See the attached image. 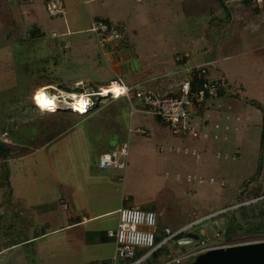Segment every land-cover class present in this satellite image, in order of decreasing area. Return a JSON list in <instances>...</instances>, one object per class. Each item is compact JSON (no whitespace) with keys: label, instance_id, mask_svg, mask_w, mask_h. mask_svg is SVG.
I'll use <instances>...</instances> for the list:
<instances>
[{"label":"rangeland","instance_id":"rangeland-1","mask_svg":"<svg viewBox=\"0 0 264 264\" xmlns=\"http://www.w3.org/2000/svg\"><path fill=\"white\" fill-rule=\"evenodd\" d=\"M44 1L0 0V134L7 133L13 151L0 160V264H86L93 258L96 249L68 254L63 244L67 232L60 228L68 212L60 209L61 198L65 192L76 198L65 185L97 202L86 206L88 215L124 206L153 211L159 225L172 230L193 222L186 232L193 242L177 249L170 243L154 264H189L202 249L264 241H226L220 217L250 204L264 209V195L245 201L264 193V8L242 0H62L65 15L50 18ZM93 18L124 34V42L114 45L118 62L111 61L109 47L103 56L86 30ZM33 26L43 34L34 44ZM53 31L69 35L54 39ZM184 55L188 67L206 65L225 90L195 115L200 124L205 121L197 140L172 136L152 115L132 112L124 98L97 97L98 106L79 116L63 108L67 93H96L109 81L179 86L186 73L174 59ZM48 83L52 87L43 92L62 97L57 112L46 111L52 105L46 99L44 112L32 101L38 104L39 87ZM137 128L146 134L134 133ZM122 142L128 156L119 180L118 171L97 163L101 153ZM30 206L41 219L53 209L58 220L42 227L27 214ZM117 219L109 213L93 225L107 231ZM45 230L43 237L20 243ZM113 246H105L103 258Z\"/></svg>","mask_w":264,"mask_h":264},{"label":"built area","instance_id":"built-area-1","mask_svg":"<svg viewBox=\"0 0 264 264\" xmlns=\"http://www.w3.org/2000/svg\"><path fill=\"white\" fill-rule=\"evenodd\" d=\"M135 1L140 2L141 0ZM251 4L259 9L264 8V0H251ZM44 8L50 18H58L65 15V7L62 0H46ZM87 31L95 37L102 55L105 57L107 56L106 47L118 44L124 39V34L118 27L100 18L91 19ZM67 35H69V31L66 34H58L53 31L51 38L58 39L59 37ZM63 47L67 48L65 44ZM187 59L188 55L182 57L177 56L175 57V62L182 63V61H187ZM183 69L186 73V80L180 83L179 90L175 94L152 93L142 90L138 84L128 86L119 80L113 83L120 89L118 95L111 92L103 96L101 95V90L96 93L79 94L85 100V113H79V111H75L71 107L70 102L72 100L68 96L70 93H67L68 97L64 98L61 103H64L63 108L65 110L84 115L93 106L95 103L94 99L97 97H106L109 95L113 99L124 98L130 104L132 112L152 115L161 125L168 128L172 136L197 140L201 135L199 129L201 124L195 119V115L207 101L218 98V91L222 82L220 79L212 78L209 75L206 65L195 67L185 66ZM60 98L62 97L57 98L56 112L60 108ZM132 102H137L140 108L135 109ZM133 132L140 135L146 134V131L141 128H137ZM129 133H132V131L129 130ZM0 141L10 144L7 139V133L0 134ZM127 156L128 144L122 142L116 149L102 153L98 158L97 166L104 170L111 169L118 171L116 176L119 180H123L120 171L126 168ZM125 201L127 199L123 196L122 202ZM116 215L118 217L116 228L106 231V236L113 241L114 255L110 262L103 264H117L119 260H133L137 252L147 250L146 254L142 255L133 263H129L140 264L154 251L169 245L174 238L187 232L191 227H194L193 222L176 230L165 227L163 228L162 239L157 243L156 240L160 236V226L156 214L153 211L125 208L122 206L116 211ZM205 243L206 241L200 242L201 245ZM213 248L216 247L202 249L199 252ZM174 264H180V261L175 260Z\"/></svg>","mask_w":264,"mask_h":264},{"label":"crops","instance_id":"crops-1","mask_svg":"<svg viewBox=\"0 0 264 264\" xmlns=\"http://www.w3.org/2000/svg\"><path fill=\"white\" fill-rule=\"evenodd\" d=\"M243 1L244 0H242V2ZM45 2H46V0L44 1V6H45ZM248 5L254 7L251 4V2ZM254 8H256V7H254ZM77 32H80V31H77ZM123 42H124V39L122 40V42H120V44ZM65 45L67 46V44H65ZM63 46H64V44H63ZM108 47L111 48V50L113 52L112 55L110 56L111 61L115 62V63H116V61L118 62L119 57L116 56L117 54L115 55L114 45H111ZM98 48H99V50H101L99 46H98ZM122 55L124 58L126 57V53L123 51H122ZM187 62L188 61H184L183 63H181V65H180L181 69H180V71L179 70H177V71L184 72L183 67L187 66ZM212 62L208 61L207 63H212ZM207 63H205V64H207ZM112 70L115 72V74L118 73L116 70V67H113ZM115 82L116 81H109L108 83H106L105 86H102L101 89L102 88H109V87H111L110 85L115 83ZM150 82L148 81V79L136 80V82H134L133 85L138 84L139 86H141L143 84V86L145 87L144 89H146L145 91L152 92V93L175 94L179 90L178 82H176V81H169L167 83H162V84H158V85L151 84ZM181 82H182V80H181ZM78 83L79 82H77L76 84H78ZM125 85H127V84H125ZM133 85H131V86H133ZM128 86H130V85H128ZM45 87H52V86H51V84L48 83V84L40 86L39 89L45 88ZM119 99L120 98L114 99V100L117 101ZM32 101H33V104L35 107L36 104L34 102V97L32 98ZM49 114H51V113H49ZM73 115H76V114L73 113ZM198 115H200V112ZM76 116H79V115H76ZM202 122H201V125L203 124V126H204L205 121L203 123ZM205 129H206V127H205ZM117 147L118 146H116V148ZM116 148H113V149H116ZM113 149H111V150H113ZM65 188H67L69 191H74V194L76 196V198H74L73 196L70 195V193L65 192V194H63L64 196H62V198H61L62 204L60 206V209L62 211L64 210V211L68 212V214L65 215V222L62 225V227L60 228V229H63L67 232L63 237V244L68 245L67 246L68 250H69L68 254L72 253V251L75 254L76 253L79 254L84 249H87V250L96 249L95 253H93V258L90 259L88 262H86V264H99V263H105V261H109L110 259H112L113 255H114V251L112 253L113 255L111 254L105 258H103L102 256H105L104 254L106 253L105 249H104L105 246H109V245L111 246L113 244V241L106 236V231H100L99 228H96V226H94L95 224L93 225V223L98 218H101L102 216L107 215L109 213H115L116 214V211L119 208L116 210H113V211L103 213V214L95 215V214L90 213V215H88L87 214L88 211L86 209L87 208L86 206L90 205V203L96 205L97 202H93V201L90 202L89 200L82 198L80 196L79 192L77 190L73 189L70 185H65ZM99 192L101 194H104L103 191L99 190ZM83 199H85V200H83ZM79 204L84 208L83 210H81L79 207L77 208V206ZM26 205L29 206L31 204L26 203ZM52 211H53V209H51L48 213H46L47 214L46 216H42V219H41V218H39V217H41V215L36 214L31 206L27 207V209H26V212L29 215L30 219L33 220L34 223L41 222V226L45 227V228H49V224H50L49 221L52 223V222H56V220H58L57 217L52 215ZM53 213H55V212L53 211ZM188 224H186V225H188ZM186 225H183L181 227H185ZM160 227H163V226L161 225ZM166 227H168V226H166ZM181 227H178V228H181ZM178 228H176V229H178ZM60 229H58V230H60ZM46 231L47 230H45L39 234H34L33 236H31L32 238H27L26 240H24L23 242H20V243L30 242V241H33L35 239L41 238L44 235H46ZM55 231H57V230H54V232ZM108 249H109V247H108ZM99 258H101V259H99ZM121 262H124V261H121ZM122 264H124V263H122Z\"/></svg>","mask_w":264,"mask_h":264},{"label":"trees","instance_id":"trees-1","mask_svg":"<svg viewBox=\"0 0 264 264\" xmlns=\"http://www.w3.org/2000/svg\"><path fill=\"white\" fill-rule=\"evenodd\" d=\"M244 2L246 4H250L251 0H244ZM31 35L33 36V38H30L31 43L34 44L32 41L38 39V38H34V37H40L43 34H42V32H40L38 30L37 27L33 26L31 29ZM182 63H183V61H182ZM178 64L181 65V63H178ZM224 93H225V90L219 89L218 98L222 97L224 95ZM254 105L257 109L261 110V107L258 106L256 103L255 104L253 103V106ZM97 106H98V104L94 103L93 106L91 108H89V110L87 111V114L92 112L93 109L96 108ZM35 107H36V105H35ZM71 114H73V113H71ZM75 114L79 115L77 113H75ZM263 127H264V116H263ZM261 139H262V142H261L260 148L264 151V131L262 132ZM12 152L13 151H12L11 145H8V144L0 141V160H3V161L7 160L9 158V156L12 154ZM263 195H264V193H260V192L255 193L253 197H249V198L245 199V201H248L250 199H258ZM257 206H258L257 204L256 205L250 204L248 206H242V207H239L237 209L229 210V211L220 215V217L225 218V225L223 226L225 231H224L223 237L226 241L243 240L246 237H263L264 236V209L261 208L258 211H256L255 209H257ZM231 207L232 206H228L225 209H229ZM165 227L166 226L159 228L160 236H158V238L156 240L157 243L161 241L162 236H163L162 235L163 228H165ZM174 230H176V229H174ZM186 236H187V233L185 232V233L180 234L176 238H174L172 240V242H174L172 246L175 249H177L178 247L175 246V243L180 239L186 238ZM165 247L166 246L161 247L160 249H157L156 251H154L151 255H149V257L147 259H145L140 264H154L153 262L156 261L161 256V254L163 252L167 251V249ZM146 252H147V250L137 252L136 257L133 260L125 261L124 264L133 263L135 260L140 258L142 255L146 254Z\"/></svg>","mask_w":264,"mask_h":264},{"label":"water","instance_id":"water-1","mask_svg":"<svg viewBox=\"0 0 264 264\" xmlns=\"http://www.w3.org/2000/svg\"><path fill=\"white\" fill-rule=\"evenodd\" d=\"M192 242V239L184 238L178 240L175 246ZM189 264H264V241L205 250Z\"/></svg>","mask_w":264,"mask_h":264},{"label":"bare ground","instance_id":"bare-ground-1","mask_svg":"<svg viewBox=\"0 0 264 264\" xmlns=\"http://www.w3.org/2000/svg\"><path fill=\"white\" fill-rule=\"evenodd\" d=\"M49 88L50 87L41 88L40 91L36 95V99H37L38 96L43 94L45 99L48 100L52 104V105H50L51 108L46 109V111L49 109H53V110L57 109V97L55 95H48L46 92H43L44 90H47ZM119 91H120V89L118 88V86L116 84H112L111 87H109V88H105V89L102 88L101 89V95L105 96L111 92L118 95ZM70 95H71V100H72L70 102L71 107H73L75 111H79V113H85V100H84L83 96L79 95V96L74 98L73 97L74 93H72ZM36 105L38 106V108L40 110H42V112L45 111L42 109V107H40L41 105L39 104V101H38V104L36 102Z\"/></svg>","mask_w":264,"mask_h":264},{"label":"snow or ice","instance_id":"snow-or-ice-1","mask_svg":"<svg viewBox=\"0 0 264 264\" xmlns=\"http://www.w3.org/2000/svg\"><path fill=\"white\" fill-rule=\"evenodd\" d=\"M37 100H38V101H41L42 106H45V107L48 106L47 103L45 102V98H44L43 94H41L40 96H38V97H37Z\"/></svg>","mask_w":264,"mask_h":264}]
</instances>
